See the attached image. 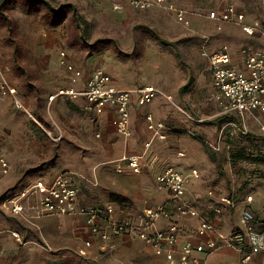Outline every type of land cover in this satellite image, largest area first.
Listing matches in <instances>:
<instances>
[{"label":"rangeland","instance_id":"374dc122","mask_svg":"<svg viewBox=\"0 0 264 264\" xmlns=\"http://www.w3.org/2000/svg\"><path fill=\"white\" fill-rule=\"evenodd\" d=\"M28 1L10 0L0 10V84L4 80L16 87L37 120L15 108L0 88V155L10 167L7 174H0V199L26 180L64 170L90 180L98 165L112 164L105 160L106 151L84 114L69 107L67 101L55 111L49 101L47 95L59 81L40 67L52 55L34 43L48 37L57 45L58 65L63 68L61 52L78 67H103L117 83H152L161 93L171 95V101L164 99L166 103L160 104L159 117L175 128L173 134L178 138L201 137L222 162L221 175L217 163L203 154V146L196 140L204 158L197 162L204 183L222 187L235 197V204H246V196H252L249 207L256 218L254 232L262 239V248L253 259L255 264H264V164L232 159V146L227 145L234 135L240 148L264 154V113L232 116L239 129L244 127L247 132L236 129L230 134L227 121H217L223 113L210 99L211 74L201 56L204 40L208 50L227 46L235 51L245 44L264 49V0H169L185 10L187 24L161 7L140 9L130 0H46L58 12ZM227 5L258 22L251 36L237 23L207 18L209 12L219 13ZM74 11L86 24H78ZM86 183L84 192L89 189ZM238 215L239 209L227 221L233 229L240 225ZM35 220L21 221L0 208V230L6 235L1 251L7 264H91L73 252L49 251L43 228ZM13 230L20 234L21 242L9 237ZM223 258L213 264H238L234 254L226 253Z\"/></svg>","mask_w":264,"mask_h":264},{"label":"built area","instance_id":"2783aa9c","mask_svg":"<svg viewBox=\"0 0 264 264\" xmlns=\"http://www.w3.org/2000/svg\"><path fill=\"white\" fill-rule=\"evenodd\" d=\"M130 3L140 9L161 7L174 14L178 21L188 23L185 10L177 7L169 0H130ZM209 18L219 20L220 23H237L242 30L252 35L254 26L244 22V13L234 5H227L220 13L211 11ZM220 28V27H219ZM204 40L201 47V56L207 61L212 73L213 90L210 98L215 100L223 114L236 113L238 116L264 111V51L253 50L248 45L240 48L243 70L233 65L232 57L226 46L218 50L209 51L205 47ZM61 64L72 73L71 81L74 83L81 76V70L65 60V53L61 52ZM111 77L102 68L92 71L82 89L74 86L59 87L48 99L52 101L58 96L70 99L82 98V109L85 112L101 114L107 108L114 112L112 125L115 131L124 136L131 135L130 125V99L135 93L139 105L151 103L158 95H162L167 101H171V95L163 94L154 85H145L137 89L115 88L110 85ZM0 88L5 95H9L15 108L25 111L28 116L37 120L24 106L17 96L16 89L6 81H2ZM146 126L151 132L150 138L144 144V150L136 155H124L114 161L115 170L119 173L130 171L139 173L141 161L147 160L149 149L155 137H163L162 130L166 125L162 121L154 120L151 113L146 114ZM230 134L238 129L245 134L247 131L233 119L227 121ZM9 164L4 156L0 155V174L8 173ZM197 169H192L190 174H184L172 166L164 167L156 174L159 188L167 189L171 193V200L177 217H199L197 235L204 237L207 234H215V238H209L196 245L185 243L177 254L173 246L178 240V226L170 223L166 228L156 227V221L160 218H169V209L165 205L147 207L138 217L137 223L127 219L113 218L114 207L108 203L104 210L95 207H84L78 204L79 188L75 182V173L72 171L61 172L52 179L38 177L31 181H24L15 190L9 192L0 199V208L8 214L32 222L42 215H81L90 232L97 235L101 241L100 247L109 250L113 247V238L132 231L148 244L156 255H163L169 264H207V255L212 251L231 247L239 253V264H254L253 257L262 248V239L255 235L254 224L256 222L252 209L246 205L240 212L241 226L235 231L226 234L217 230L216 225L209 219L200 216L191 200L185 197L186 186L191 177H198ZM252 201V196H246V203ZM221 203L234 207L235 203L229 197H222ZM215 212H221L219 207ZM10 235L21 242V236L17 231H11ZM91 246L86 241L84 247L77 250L81 256L86 255V248ZM196 253H203L198 256ZM1 264V260H0ZM125 264V263H123Z\"/></svg>","mask_w":264,"mask_h":264},{"label":"crops","instance_id":"0c3cea01","mask_svg":"<svg viewBox=\"0 0 264 264\" xmlns=\"http://www.w3.org/2000/svg\"><path fill=\"white\" fill-rule=\"evenodd\" d=\"M207 18L210 20H216L209 17ZM244 22L253 25L254 32L256 31V28L258 26V22L256 20H248L244 14ZM245 34L247 36H251L247 33ZM52 41L53 40L48 39V37H45L39 38L34 42L36 46L41 48L40 51H47L50 55L53 56H48L47 61L41 64L40 67H43V71L45 72V74L48 75L52 80L59 81L58 84L55 85L53 91L50 92L47 97L55 93L56 89L59 87L74 86L77 89H82L85 85L86 80L88 79L92 71L96 68L89 69L78 67L73 63L68 54L67 56L65 55V60L67 62L71 63L76 68L81 70V76L77 79L76 82L73 83L71 81L72 73L69 72L65 67L63 68L62 66L58 65V56L56 55L57 45ZM245 45H248L253 50L264 51V49L256 48L255 46L250 44ZM240 48L232 51L227 47L232 57L233 65H235L239 70H243L242 57L239 54ZM97 68L104 69L103 67ZM208 69L211 74V92L213 90V85L212 73L209 65ZM107 73L111 77L110 85L115 88L134 90L145 85H154L152 83H143L139 85L132 83L129 85L125 84V82L122 81H119L117 83L115 81V78L109 72ZM154 86L158 88L156 85ZM14 88L16 89V87ZM7 96L12 103L11 97L9 95ZM17 96L25 106V101L23 100L21 94L17 92ZM136 96L137 95L135 93L131 95L129 104L131 125V135L129 137H124L115 131L112 125L114 112L111 108H107L101 114H93L85 112L82 109L81 105L83 103V99L81 97L77 99H70L68 97L58 96L51 101L53 102V108L55 111L57 109H61V107H63L64 105V102L67 101L69 102V107L75 108L82 114H84L88 121V124L94 131L93 134L95 138L100 139L99 143L106 151L107 157L105 160H111L112 163L111 165H108L107 163L98 165L94 173H92L93 180L90 179L92 181H90L88 178L85 179V177L83 176L80 179L79 176L75 175V182L79 188L78 204L84 207H95L104 210L106 205L110 203L115 209L113 218L127 219L132 223L138 222V217L145 208L165 205L169 209L170 216L169 218L158 219L156 221V227L159 229H164L170 223L177 224L179 229L178 240L173 246V250H175V254H177L185 243L196 245L199 242H204L209 238H215V234L210 233L204 237H200L197 235L199 217L176 216L171 200V193L167 189L158 187L156 174L166 166H172L187 175L190 174L192 169H197L199 176L190 178V181L186 186L185 197L191 200L193 205L198 210L200 216L211 220L216 225L218 231L226 234L235 231L236 229H233L230 225H228L227 221L231 218V214L239 209L238 219L240 227L241 209L246 205L249 206V204H244L243 202H241L240 205L239 203H237L234 207H230L224 203H221L220 199L222 197H229L234 200L235 203V197L230 193L224 191L222 187L206 185L203 181L201 168H199V165L197 166L199 158L201 160H204L203 154H206L211 162L217 163L216 165L218 174L222 175V162L216 159L215 155H213V159L210 157L209 153L205 149V145H203L201 137L196 136L195 139L191 140L186 137L178 138L173 134L175 132V128H170L166 120L159 117L158 113L160 104L162 105L163 103H166V99L164 97L158 95L151 103L146 105H139L136 101ZM211 100L215 102L217 107H219L215 100ZM258 112L264 113V111L261 110ZM148 113L152 114L154 120L162 121L166 125V128L161 131L163 137L157 136L154 138L149 149L147 160H142L140 163L141 171L139 173H132L130 171H125L122 173L117 172L115 170L114 164V161L116 159H119L124 155L140 154L144 150V144L151 136V132L147 129L146 126L145 116ZM222 116H226L227 120L225 121H228L230 119L234 120L232 116L238 115L236 113H229L222 114ZM186 132L190 134V130H187ZM196 140H198V142H200L203 146L204 153L202 155H200L199 153V143ZM67 171L71 170H64L62 172ZM55 175L42 178L50 180ZM31 180L34 179L26 181ZM84 182H88L86 183V186H89L88 191L85 192L83 191ZM112 195L122 197L126 201L124 203L114 201L111 198ZM216 207H219L221 209V212H215ZM18 219H20L21 221L23 220L21 218ZM35 219L34 220L36 221L37 227L40 229L43 228V232H41V234L49 251L73 252L76 256L87 259V261L91 264H169L163 255H156L153 249L132 231L114 237L112 241L113 247L109 250H103L100 247L101 241L99 237L90 232L89 228L85 224L84 217L81 215L57 216L51 214L36 217ZM8 235L12 239H14L10 234ZM5 236L6 235L4 234L3 229L0 230L1 264H7L6 254L1 251V242L5 238ZM86 241H90L91 246L86 248V255L81 256L78 254L77 250L84 247ZM194 253L201 257L204 256L203 253ZM226 253L234 254L235 258L238 257L237 260L239 264V253L231 247H222L209 253L206 257L207 264L221 263L222 261H224L223 256Z\"/></svg>","mask_w":264,"mask_h":264},{"label":"trees","instance_id":"16d2710c","mask_svg":"<svg viewBox=\"0 0 264 264\" xmlns=\"http://www.w3.org/2000/svg\"><path fill=\"white\" fill-rule=\"evenodd\" d=\"M36 2V3H42L45 6H47L48 8H50L53 12H58L57 9H53L51 4L49 2H47L46 0H29L28 2ZM10 2V0H1L0 1V10L7 5ZM74 16H75V20L78 22V24H82L86 22L84 21V19L82 18L81 15H79L76 11H74ZM153 36L156 39L161 40L162 42H165L163 39H161L160 37H158V35H156L155 33H153ZM190 80H188L187 84L185 85V87H187L190 84ZM227 120L226 116H222L221 118L218 119V122L221 121H225ZM234 135L230 136L232 139L230 141H228L227 145L230 148V146H232L231 149V157L234 160H248L254 163H261L264 164V154H254V153H250L248 152L246 149L240 148L238 146V140L236 137H233ZM203 142V141H202ZM203 145H205L203 143ZM205 149L206 151L209 153L210 157L213 159V153L210 151V148L205 145ZM262 177H264V175H262ZM17 187H13L12 189L8 190L7 192L3 193V195L1 196V199L3 197H5L9 192L15 190ZM112 200L117 201L119 203H124L126 200H124L122 197L116 196V195H112L111 196Z\"/></svg>","mask_w":264,"mask_h":264}]
</instances>
